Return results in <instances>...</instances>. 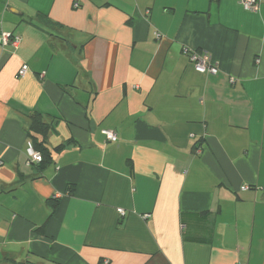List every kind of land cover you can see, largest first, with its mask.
<instances>
[{
    "label": "crops",
    "instance_id": "1",
    "mask_svg": "<svg viewBox=\"0 0 264 264\" xmlns=\"http://www.w3.org/2000/svg\"><path fill=\"white\" fill-rule=\"evenodd\" d=\"M240 2L0 0V264H264V2Z\"/></svg>",
    "mask_w": 264,
    "mask_h": 264
},
{
    "label": "built area",
    "instance_id": "2",
    "mask_svg": "<svg viewBox=\"0 0 264 264\" xmlns=\"http://www.w3.org/2000/svg\"><path fill=\"white\" fill-rule=\"evenodd\" d=\"M262 2H264V0H241L240 3H241L243 10L256 11L259 7V4ZM155 38L159 39L160 36L158 34H155ZM19 41L20 40L18 36H14L11 33L4 32L0 29V46L2 48L8 45L16 47ZM189 59L193 65L194 70L200 74L213 76L219 72L218 67L216 65L209 64L207 62L205 55L203 54L199 55L196 52H194L190 55ZM27 71H28V67L26 65H22L17 73V76L24 77ZM233 82L234 80H230V83H233ZM101 133L103 136H105L107 141L109 142L116 141V135L113 131L102 130ZM26 156H27L26 164L28 166L35 164V163H40L42 160L40 153L34 150L30 142L27 143ZM118 212L122 216L124 215V212L122 210H118Z\"/></svg>",
    "mask_w": 264,
    "mask_h": 264
},
{
    "label": "trees",
    "instance_id": "3",
    "mask_svg": "<svg viewBox=\"0 0 264 264\" xmlns=\"http://www.w3.org/2000/svg\"><path fill=\"white\" fill-rule=\"evenodd\" d=\"M51 126L43 121V117L39 114H35L31 121V126L28 130L29 142L33 146L34 150L40 153L41 162L38 163L45 166L51 161V153L46 147V141ZM64 147V145L55 148V151H59Z\"/></svg>",
    "mask_w": 264,
    "mask_h": 264
}]
</instances>
